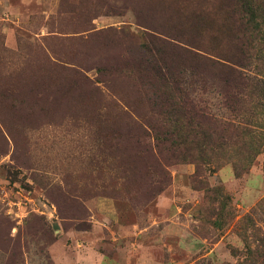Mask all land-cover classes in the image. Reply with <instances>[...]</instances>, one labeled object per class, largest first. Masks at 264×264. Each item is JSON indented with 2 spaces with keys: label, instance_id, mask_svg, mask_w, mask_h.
<instances>
[{
  "label": "rangeland",
  "instance_id": "1",
  "mask_svg": "<svg viewBox=\"0 0 264 264\" xmlns=\"http://www.w3.org/2000/svg\"><path fill=\"white\" fill-rule=\"evenodd\" d=\"M221 5L0 0V264H264L263 86L228 107L188 45L226 47Z\"/></svg>",
  "mask_w": 264,
  "mask_h": 264
},
{
  "label": "trees",
  "instance_id": "2",
  "mask_svg": "<svg viewBox=\"0 0 264 264\" xmlns=\"http://www.w3.org/2000/svg\"><path fill=\"white\" fill-rule=\"evenodd\" d=\"M256 1V3H253V0H219V3H222L219 10L221 11V15L224 16L220 25L222 24L223 34L227 37L225 40L226 47H224V49H219L221 48L219 47L221 45V40L218 39V43L210 47L214 49V54L204 53V51H202L203 47L197 43H188L189 46H193V48L197 49L194 52L192 51V53L188 50L194 57L196 67L192 65L193 70L198 73V67L200 65H203V70H206L208 67L216 70V77L222 82L221 90L224 94V100L228 107L232 109H235V106L242 101L241 94L247 85H252L253 83L260 84L263 87L258 88V92H260V96H264V91H262V88H264V75L256 73L252 75L249 73L251 71L247 67L248 55L246 47L251 45V40L249 39L252 34H254V37L259 35L264 36V0ZM208 14L209 12L205 9H200L197 15L199 18L198 32L200 41L202 40V32L205 30L204 27L206 26L204 21L205 16ZM151 30L154 31L153 33L156 32L161 34L154 29ZM150 38V42L152 41V43L159 46V48L157 47L154 49L157 53L160 50L164 52L166 49L174 48L173 44L166 42V40L160 37L150 35ZM178 41L183 42L181 40ZM244 45L245 48H243ZM176 74L177 73L169 67H165L164 70L162 68L153 69L154 77L161 80V82H167L173 80L174 77H180V73H178L177 76ZM199 116H202L199 117L200 120H195V117L192 116L186 117V123L188 125L194 123L197 126L199 123H204L206 117L203 115ZM149 127L150 130H152L153 138L156 140V145L149 146L151 147L150 154L152 156V149L157 147V141L160 140L158 135H162V132L159 130V127L155 125H152V127L150 125ZM205 137L208 140L210 134L207 133ZM192 144L195 145L192 147L194 151L197 149L199 150L196 140H193ZM184 151L187 153L176 152V148L173 147L171 150V157L166 158V161H171V158L183 160L187 156L192 157V155H194V152L188 151L187 148H184ZM147 154L149 155V152Z\"/></svg>",
  "mask_w": 264,
  "mask_h": 264
}]
</instances>
